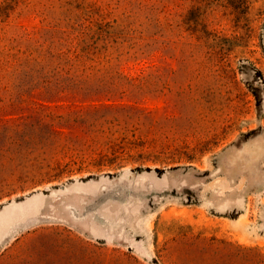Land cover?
<instances>
[{"label":"rangeland","instance_id":"374dc122","mask_svg":"<svg viewBox=\"0 0 264 264\" xmlns=\"http://www.w3.org/2000/svg\"><path fill=\"white\" fill-rule=\"evenodd\" d=\"M0 264H264V0H0Z\"/></svg>","mask_w":264,"mask_h":264}]
</instances>
